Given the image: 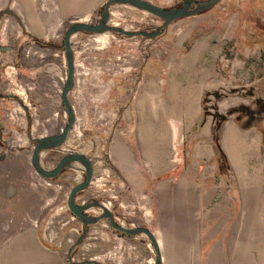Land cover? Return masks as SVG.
<instances>
[{
    "label": "crops",
    "instance_id": "crops-1",
    "mask_svg": "<svg viewBox=\"0 0 264 264\" xmlns=\"http://www.w3.org/2000/svg\"><path fill=\"white\" fill-rule=\"evenodd\" d=\"M225 1L236 9L229 33L199 36L183 59H177V49L169 50V97L174 102L160 112L154 111L152 101L162 77L158 72L146 77L145 62L129 54V74L112 79L119 90L111 99V111L116 116V105L126 104L119 123L107 133L106 153L99 151L101 138L90 131L86 139L79 141L70 139L68 133L59 149L40 154L44 167L43 154L54 152V164L45 169H53L70 151L88 158L92 162V179L97 175L106 178L102 204L117 223L126 228L144 227L152 234L160 264H264V126L227 121L215 131L212 116L202 117L196 108V100L208 90L209 83H221V79L225 82L216 61L226 49L221 40L226 44L225 37L234 35L238 21L254 18L259 22L255 28L264 33V0ZM244 34L248 38L242 48L244 54H239L241 50L234 43L229 48L234 56L228 62L246 80L262 64L264 41L254 37L251 30ZM188 36L185 32L176 38L179 49ZM215 36L221 37L218 43H214ZM4 45L0 49V132L11 133L7 140L10 147L26 150L28 142L61 130L57 127L64 120L61 88L66 67L58 50H53V58L46 64L27 66L14 59L13 45ZM201 64L204 68L193 75L195 78L189 80V75H184L186 86L179 89L176 85L183 81L177 83L175 70L179 67L187 72ZM263 78L264 74L258 75L252 84ZM70 93L71 90L68 98ZM175 100H180L183 107L179 113ZM74 113L77 117L75 109ZM178 119L184 122V134ZM194 123L196 131L188 133ZM178 143L186 144L182 171H178ZM73 173L75 179L79 178L78 169L63 168L56 176L60 178L58 182L67 184ZM81 192L75 196L76 203ZM71 216L67 222L73 220ZM104 257L103 263L96 262L154 264L156 255L145 235H126L110 227Z\"/></svg>",
    "mask_w": 264,
    "mask_h": 264
},
{
    "label": "rangeland",
    "instance_id": "rangeland-1",
    "mask_svg": "<svg viewBox=\"0 0 264 264\" xmlns=\"http://www.w3.org/2000/svg\"><path fill=\"white\" fill-rule=\"evenodd\" d=\"M106 1L0 0V43L2 47H6L5 43L13 45L14 59L21 61L22 65L46 64L52 60L53 50H58L62 62L63 35L66 29L75 22L98 23ZM145 1L162 8H176L181 6L183 0ZM193 7L194 5L191 6ZM235 10L223 0L197 14L173 20L163 28L161 34L153 38L126 37L115 32L74 34L71 37V48L80 51V58L85 57L83 64L89 71L88 75H84L80 73V68H77L78 77H85L90 86L85 83L82 88L78 83V86H73L71 89L69 100L77 112V117L69 132L70 139L77 141L86 139L88 133L94 131L101 138L99 151L102 154L106 153L108 142L106 136L119 123V115L125 108L123 104H126L116 105V108L118 106L116 116L111 111V99L119 90V87L117 89L113 86L112 79L123 78L129 74L132 68L129 64V54L145 62L146 77L156 76L157 72L162 77V81L157 86V97L152 101V107L156 110L152 109L160 112L172 101L174 102L169 97V54L171 53L169 50L177 49V59H183L185 52L199 36L229 33ZM256 23H259L256 19L244 17L238 21L234 35L225 37L228 39L226 44L221 40V44L227 50L220 52L216 68L225 78V82L223 84L221 79V83L220 80L218 83H209L208 90L196 100L198 113L202 117L212 116L215 131L227 121L241 125L264 126V80L255 84L251 81L258 78V75L264 74V57L261 59L260 67L254 71L255 74L252 75V71L250 75L248 74L247 82L243 77H239L238 70H233L228 62L234 56V51L229 49L234 43L236 49L241 50L239 54L241 56L244 54L242 48L245 39H248L244 34L246 30H251L254 37H262L261 40L264 41V33H259L255 28ZM107 24L128 31L152 32L162 26L163 20L134 6L114 3L109 7ZM185 32L189 33V36L182 41L183 48L179 49L176 38ZM31 33H41V35ZM218 37H214V43H218ZM208 54L206 53L205 56ZM80 58L78 61H81ZM203 68L204 64H201L186 72L185 69L178 67L175 70L176 81L183 83L176 86L179 89L184 88L186 86L184 75H189L191 80L195 78L193 75H197ZM65 76L64 74V79ZM96 81L97 83L99 81V84L93 88L91 85ZM175 101L179 113L183 107L179 105L180 100ZM66 119L67 115L57 127L58 131L65 125ZM113 120L115 124L112 126ZM181 120L178 119L177 125L182 132H185L184 122ZM196 129L194 123L188 129V133L190 130L195 132ZM214 133L216 135V132ZM10 134L0 132V264H88L90 258L103 263L106 232L110 229L108 221L103 219L89 225L83 234L81 222L66 206L65 198L68 191L84 179L83 172L79 171L77 179L74 178V173L71 174L67 184L58 182L59 177L53 179L40 177L30 164L29 157L34 143L28 142L26 150L22 147H10L7 142ZM3 139L5 141H2ZM16 144L20 146L21 143L16 142ZM185 150V143L177 144L176 152L180 158L178 171L184 168ZM52 153L54 152L43 154L42 161L45 168L54 164ZM105 183L104 176L97 175L94 179L91 178L90 185L77 197L78 204L88 198L102 203L105 197L103 195ZM58 185L63 187L60 189ZM100 213L101 211L95 208L87 212L91 216ZM68 215H72L73 220L67 222ZM80 236L83 237L75 245ZM71 247L74 248L69 252Z\"/></svg>",
    "mask_w": 264,
    "mask_h": 264
},
{
    "label": "water",
    "instance_id": "water-1",
    "mask_svg": "<svg viewBox=\"0 0 264 264\" xmlns=\"http://www.w3.org/2000/svg\"><path fill=\"white\" fill-rule=\"evenodd\" d=\"M218 0H183L181 6L176 8H162L157 5H154L145 0H107L103 5V11L100 20L96 24L86 23V22H75L72 23L65 31L63 35V47H64V59L66 63V76L61 88V101L64 106L67 119L65 125L61 128L60 132L53 135H48L41 138H35L33 140L34 146L30 157V164L34 169L35 173L44 179H51L56 177L63 168L72 167L82 171L84 174V179L78 182L76 185L72 186L68 192L66 205L71 214L76 217L83 226V234L85 233L89 225L98 223L99 221L106 219L108 224L112 229L126 235H135L143 234L145 235L150 243L153 245L155 251V262L154 264H160V253L157 247L156 241L152 234L144 227H133L126 228L120 223H117L112 213L106 209V207L96 201H87L81 204L75 202V196L77 193L85 190L91 183L92 178V162L86 158L82 153L79 152H68L66 153L56 164L53 169H45L40 163V154L42 151L47 149H59L61 145L66 141L68 133L74 126L75 123V113L73 106L68 98V93L72 89L73 80H74V55L71 48V37L78 32H87V33H104V32H115L126 37H135L143 36L147 38H153L161 34L163 28L167 27L170 22L173 20L179 19L184 16H190L197 14L201 11L209 9L216 4ZM114 3H122L134 6L138 9L144 10L157 18L163 20L162 26L156 28L152 32L146 31H128L121 27L108 25L107 18L109 14V7ZM194 5L193 8L191 6ZM0 49H4L0 47ZM79 164L76 166L74 164ZM99 209L101 213L96 216L88 215L87 212L91 209ZM83 236H80L75 245H77L80 239ZM74 245V247H75ZM74 247L69 249V252L72 251ZM88 264H100L99 262L90 260Z\"/></svg>",
    "mask_w": 264,
    "mask_h": 264
},
{
    "label": "built area",
    "instance_id": "built-area-1",
    "mask_svg": "<svg viewBox=\"0 0 264 264\" xmlns=\"http://www.w3.org/2000/svg\"><path fill=\"white\" fill-rule=\"evenodd\" d=\"M73 51V55H74V60H73V65H74V80H73V86H78V83L81 85L80 87H82L83 88V85L85 84V83H88L89 84V82L85 79V77H81V78H79L78 77V73H79V71H80V73L82 72V74H84V75H88L89 74V71H88V69L85 67V65L83 64V62H85V57H82V58H80V55H81V53H80V51H75V50H72ZM78 58H80L81 59V61H78ZM63 62H64V64H65V59H64V56H63ZM77 68H80V70L78 71L77 70ZM98 84H99V81H98V83H97V81H96V83H92V87L93 88H95V87H97L98 86ZM89 86H90V84H89ZM85 88V87H84ZM73 106V105H72ZM64 118H65V116H66V112H64ZM75 120H76V116H75Z\"/></svg>",
    "mask_w": 264,
    "mask_h": 264
},
{
    "label": "bare ground",
    "instance_id": "bare-ground-1",
    "mask_svg": "<svg viewBox=\"0 0 264 264\" xmlns=\"http://www.w3.org/2000/svg\"><path fill=\"white\" fill-rule=\"evenodd\" d=\"M101 37H103V36H101ZM100 38V37H99ZM74 165H76V166H79L80 167V169H82L83 167H81L79 164H74ZM27 252V251H26Z\"/></svg>",
    "mask_w": 264,
    "mask_h": 264
}]
</instances>
